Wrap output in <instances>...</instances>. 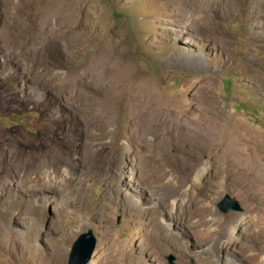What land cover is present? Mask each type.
<instances>
[{
    "label": "rangeland",
    "instance_id": "1",
    "mask_svg": "<svg viewBox=\"0 0 264 264\" xmlns=\"http://www.w3.org/2000/svg\"><path fill=\"white\" fill-rule=\"evenodd\" d=\"M206 1L0 0V133L10 136L17 162L16 183L0 181V264H67L74 237L88 228L96 244L85 264H131V254L137 264H203L205 257L208 264H244L243 258L253 264L251 257L264 258V241L252 233L264 200L219 188L227 173L211 177L219 165L211 151L200 162L212 168L200 198L214 203L221 217L240 219L245 232L237 237L251 251L232 254L226 247L202 255L212 244L173 223V243L143 250L152 219L161 216L168 224L177 203L184 208L191 200L175 194L159 214L154 196L168 189L151 188L134 174L136 164L147 158L166 169L155 180L167 183L187 177L185 167L177 174V160L191 161L175 148L137 146L139 127L151 139L167 118H218L222 131L240 135L237 152L261 166L264 181V0ZM131 92L140 97L139 125ZM109 101H117L116 117ZM208 181L217 184L209 188ZM226 192L240 209L217 207ZM28 228L37 235L26 236Z\"/></svg>",
    "mask_w": 264,
    "mask_h": 264
},
{
    "label": "bare ground",
    "instance_id": "2",
    "mask_svg": "<svg viewBox=\"0 0 264 264\" xmlns=\"http://www.w3.org/2000/svg\"><path fill=\"white\" fill-rule=\"evenodd\" d=\"M197 1L203 2V0H197ZM206 2L207 1L204 0L205 4H206ZM107 70H108V68H104L105 73H107ZM133 91L135 92L136 90H133ZM134 92H131V95L129 94V98L131 99L130 103L133 106H135V108H136V119L138 120V125H139V120L141 118L140 108L138 106L140 103L139 102L140 97H139V93L134 94ZM114 101L107 102V105L110 106L109 108H112V112H113L112 114L116 117L118 112L117 113L115 112V103H117V101L115 103H114ZM119 101H120V99H119ZM106 112H108V111L106 110V107H105L104 113H106ZM217 119L213 117L211 122L198 121L196 123L192 119H189V117H187L186 114L179 115L178 118L174 121L167 118V124L162 128L161 131H158V133L153 132V134H152L153 137L151 139L147 136L149 131L145 130L142 126L136 130L135 134L139 135V138L137 139L138 141L136 140L137 146H141V147L146 146L147 147L148 146L147 143L149 142V143H153V144L156 143L157 146H160V149H166L168 151L171 148H175L177 152H180V151H184L185 153L187 152L189 154V159L191 161V164H187V165H185L183 163L181 164L180 160H177V156H178L177 155L176 156L177 162H175L177 164V166L175 167L176 172L180 176L179 170L180 169L184 170L183 168L185 167L186 169H188V171H187L188 174L186 173L187 177L185 176L186 178L184 177L185 178V179L183 178L184 180L180 179L177 182L175 180L170 179L171 181L169 180V182H167V183H165V182L161 183L160 181L155 180L156 176H159L162 172L166 173L167 172L166 169H163L161 167H157L156 165H153V163H149L150 160H148L147 158H145V160H143L141 163L139 162L136 164V171H134V174L136 176L144 177L147 181L146 183H148L151 186V188H152V186H154V187L158 188V191H160V192H161V190H163V188L168 189L167 191H164L163 194L159 193L160 195L157 196L158 195V192H157V194H155L156 197L154 196L155 199L157 198V204H159V206H160V209H159L160 211H157L159 214H162V213H164V211H166V207L168 206L169 201L171 200V198L173 196L174 197L176 196L175 194L179 195V193H186L190 197V200H191L190 205L189 206L187 205L184 208H180V205H179L180 203H177V207H175L171 213V218H170V216L167 215V221H169L168 224L160 219L161 216H156L155 218L152 219V227H150L148 229L146 228L147 230H145L147 235H148L149 241L144 242V246L146 245V248H143V250H145V249L148 250V248H153V247H154L153 249H156V247L159 244H161V241H163V240L173 243V239H175V236L172 233L171 229L176 230V228H173L171 226L173 223L174 225L185 228V230H186V228L187 229L190 228L189 230H187V232L184 231V229L183 230L181 229L180 230L181 233L183 232L184 234L189 235L191 233L190 231L195 232V234H197L199 242H202L203 244H206V245L212 244V246L210 248L204 249L202 251L203 252L202 255L203 254H206V255L207 254H211V255L213 254L214 255V252L219 253L221 251H224V249L226 247H229V249H231L232 254H236V251H239L240 249H242V247L244 248L243 250L246 251V253H247V251L248 252L251 251L250 248H248V249L245 248L246 247L244 245L245 243H243L242 240H240L237 237V235L242 233V231H243L242 227L238 226L240 219H236V216L234 214H230L225 218L221 217L218 214V212L215 210L214 203H212V202L211 203H205L200 198L201 196H204L205 192L208 189L207 187L203 188V186H204L203 182L205 181V178L210 177V174L207 171L212 169V168L209 169V166H203L204 162H202L203 164L201 163V165H200V162L202 161V159L204 157L203 152L211 151L212 154H215V156H216L215 161L217 160V164L219 163V165L216 167L217 171L215 170L216 173H213L214 175L211 177H213V178L217 177L222 172L227 173V178H225V180H223V181L218 182L219 188L223 189L225 187H233V188H236L240 191L248 192L250 195H253V196H254V194H256L259 196V198H262L264 200V181L261 177V172H262L261 166L257 165V163L255 161L248 162L247 160L244 159L245 155L243 156L241 153L237 152V150H238L237 149V143H239L238 141L241 140L242 138L234 130L222 131L221 128H219L220 124H219V121ZM141 123H143V122H141ZM113 135L116 136L117 133L114 132ZM12 141L15 143L14 140H12ZM113 142L114 141H112V143ZM9 143H10V136H8V134L0 133V181L12 180V182L16 183V181L13 180L12 175L14 174V165L17 162L15 161V158H14L13 153H12V151H13L12 147L13 146H11V144H9ZM19 147L20 146H18V148ZM116 148H118L119 150L123 149L122 151H124L126 147L120 145L119 147H116ZM240 149H241V147H240ZM242 149H243V147H242ZM158 154L160 155V153H158ZM181 161H182V159H181ZM190 161H189V163H190ZM211 161H213V160H211ZM215 161H214V163H215ZM44 162H45V160H44ZM186 163H188V158H187ZM193 163H198L199 165L197 167H194L195 165ZM130 167H128L127 165L124 166L126 171H128ZM42 172H43V170H42ZM175 177H177V176H175ZM173 179H175V178H173ZM139 181L141 182V180H139ZM158 182H160V183H158ZM208 183H210L209 188L217 184V183L215 184V183H212L209 181H208ZM47 184H48V182H47ZM47 184H45V185H47ZM140 184L143 187L146 186L144 182H141ZM163 184H165V185H163ZM189 185L191 187L190 189L188 187ZM26 187H28V186H26ZM49 187L50 186L48 185V188ZM60 187L59 188L64 190V191L67 190L66 186L63 184ZM57 188L58 187H56V190H57ZM45 189H47V188H45ZM53 190H55V189H53ZM263 200H262V202H263ZM198 204H200L201 206L198 207ZM201 208H203V209H202V212L200 213ZM259 209H261V208H259ZM261 212L262 211H260L259 213H261ZM259 213L254 216V218H255L256 216L259 215V217H257V219L255 220L256 226L254 227L255 229H253L254 231L252 230L253 231L252 233L257 235L259 238L262 239V241H264V213H262V214H259ZM14 214L15 213H11L9 215L10 220L14 219V217H15ZM209 216H212V218L209 219ZM252 219H253V217H252ZM229 221H230V223H229V225H227L226 223ZM23 222H24V224L29 226L28 221H23ZM207 223H209V224L214 223L217 226L216 231H213V232L207 231L208 229L206 230V228H205ZM252 224H253V222H252ZM243 232H245V231H243ZM33 233L35 235H37V232H34L33 228H28V230L24 234L26 236L30 237V235L31 234L33 235ZM226 238H227V240H225ZM188 243H190V242H188ZM153 251H155V250H153ZM153 251L150 253H155ZM262 251H263V249L260 252L262 253ZM253 255H255V254H253ZM130 256L131 257L129 258V260H130L131 264H137V262H138L137 257L136 256L133 257L132 254ZM237 258H238V256H237ZM260 258L259 257H253V258L251 257V259H253L252 260L253 264H264V258L262 260ZM208 260H211V258L208 259L207 257H205L203 264H208V263H206ZM213 260H215V259H213ZM242 260H243L244 264H250L246 260L244 261V258ZM193 263H195V262H193Z\"/></svg>",
    "mask_w": 264,
    "mask_h": 264
},
{
    "label": "water",
    "instance_id": "3",
    "mask_svg": "<svg viewBox=\"0 0 264 264\" xmlns=\"http://www.w3.org/2000/svg\"><path fill=\"white\" fill-rule=\"evenodd\" d=\"M216 205L223 212L241 208L238 199L227 192L217 200ZM95 244L96 237L91 228L80 231L71 243L67 264H85L91 257Z\"/></svg>",
    "mask_w": 264,
    "mask_h": 264
}]
</instances>
